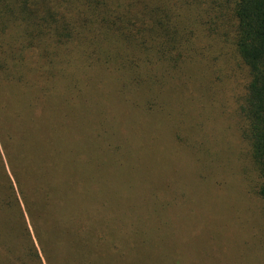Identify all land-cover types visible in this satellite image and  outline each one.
Masks as SVG:
<instances>
[{
    "label": "trees",
    "instance_id": "trees-1",
    "mask_svg": "<svg viewBox=\"0 0 264 264\" xmlns=\"http://www.w3.org/2000/svg\"><path fill=\"white\" fill-rule=\"evenodd\" d=\"M162 3L0 0V264H136L117 215L119 225L91 231V212L114 214L104 212L91 150L69 139L92 81L148 117L175 118L171 103L200 119L232 109L264 202V0ZM176 93L183 102L168 100ZM200 101L209 107L196 109ZM113 132L95 139L124 147Z\"/></svg>",
    "mask_w": 264,
    "mask_h": 264
},
{
    "label": "rangeland",
    "instance_id": "rangeland-1",
    "mask_svg": "<svg viewBox=\"0 0 264 264\" xmlns=\"http://www.w3.org/2000/svg\"><path fill=\"white\" fill-rule=\"evenodd\" d=\"M144 1L163 5L166 0ZM111 87L90 82L91 92L78 97L80 130L69 135L91 150L85 158L109 203L104 212L114 213L91 212V231L119 225L113 224L117 215L125 226L120 233L134 242L129 253L136 264H264V228L258 216L264 202L255 194L258 179L232 129V109L218 112L217 106L212 120L200 119L183 115L171 103L167 111L175 118L148 117L108 97ZM176 95L169 94L168 100L183 102ZM205 103L195 108L209 107ZM153 120L161 125L150 127ZM173 120L180 124L172 125ZM111 129L113 140L127 142L122 140L124 147L111 151L108 140L100 144L95 139H108ZM111 239L107 233L105 240Z\"/></svg>",
    "mask_w": 264,
    "mask_h": 264
}]
</instances>
